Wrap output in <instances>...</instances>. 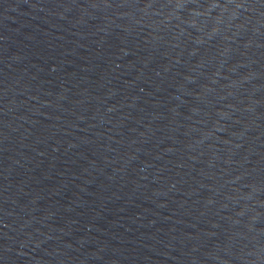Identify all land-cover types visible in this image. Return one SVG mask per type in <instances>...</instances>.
I'll use <instances>...</instances> for the list:
<instances>
[{"label":"water","instance_id":"water-1","mask_svg":"<svg viewBox=\"0 0 264 264\" xmlns=\"http://www.w3.org/2000/svg\"><path fill=\"white\" fill-rule=\"evenodd\" d=\"M0 264H264V0H0Z\"/></svg>","mask_w":264,"mask_h":264}]
</instances>
